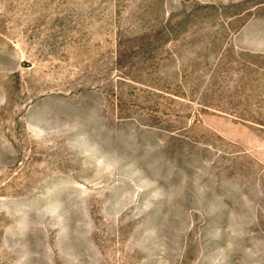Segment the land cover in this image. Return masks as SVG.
<instances>
[{"label": "rangeland", "instance_id": "374dc122", "mask_svg": "<svg viewBox=\"0 0 264 264\" xmlns=\"http://www.w3.org/2000/svg\"><path fill=\"white\" fill-rule=\"evenodd\" d=\"M0 264H264V0H0Z\"/></svg>", "mask_w": 264, "mask_h": 264}]
</instances>
